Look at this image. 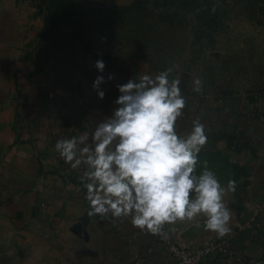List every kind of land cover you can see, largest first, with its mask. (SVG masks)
<instances>
[{
	"label": "crops",
	"instance_id": "obj_1",
	"mask_svg": "<svg viewBox=\"0 0 264 264\" xmlns=\"http://www.w3.org/2000/svg\"><path fill=\"white\" fill-rule=\"evenodd\" d=\"M51 1L0 0V220L44 264H174L159 235L133 227L131 218L82 225L90 207L81 181L84 166L71 169L54 149L58 139L90 131L111 114L117 84L171 65L122 47L111 56L90 57L91 65L81 70L77 54L63 51L64 40L55 50L44 38ZM86 1L126 7L136 0ZM96 59L104 61L103 73ZM110 73L114 79L108 81ZM100 74L106 79L102 100L92 87ZM181 89L187 107L178 131L187 133L200 117L208 141L199 163L216 169L224 186L230 178L237 181L236 191L225 197L233 217L232 232L223 238L234 252L264 260V210L258 231L235 232L264 203V94L196 93L182 83ZM193 223H176L180 241L200 242L189 235Z\"/></svg>",
	"mask_w": 264,
	"mask_h": 264
},
{
	"label": "clouds",
	"instance_id": "obj_2",
	"mask_svg": "<svg viewBox=\"0 0 264 264\" xmlns=\"http://www.w3.org/2000/svg\"><path fill=\"white\" fill-rule=\"evenodd\" d=\"M94 66L99 73L106 67L102 59ZM179 73L174 64L117 84L111 114L90 131L58 139L54 149L71 169L84 166L89 215L131 218L133 227L164 238L166 225L204 217L205 231L223 238L232 232L233 217L225 197L236 191L237 181L230 178L224 186L206 163L197 171L208 135L200 117L187 133L178 131L187 107ZM113 79L110 73L107 80ZM105 82L100 74L92 85L101 100ZM193 83V91L202 92V78Z\"/></svg>",
	"mask_w": 264,
	"mask_h": 264
},
{
	"label": "rangeland",
	"instance_id": "obj_3",
	"mask_svg": "<svg viewBox=\"0 0 264 264\" xmlns=\"http://www.w3.org/2000/svg\"><path fill=\"white\" fill-rule=\"evenodd\" d=\"M153 2L146 0L139 9L125 12L122 17L115 15L109 20L114 22L111 30L118 40L112 50L107 48L105 34H101L102 30L97 25L87 29L84 38L78 39L79 45H73L75 38L71 36L65 39L67 45L62 48L63 51L77 54L81 70H84L91 65L89 60L94 59L90 57L111 56L123 47L130 53L152 56L160 64H178L182 87L188 90H193V82L199 77L203 80L200 93L245 94L248 98L264 94V25L252 20L244 0L231 1L226 24L215 35L212 46H203L195 41L191 13L180 11V21L170 27L162 21ZM95 16L94 12L89 14L90 25ZM172 75L176 76L177 72ZM203 165L204 162L198 163V172L202 171ZM207 167L215 171L222 182L216 169ZM10 232L8 224L0 220V264H44L46 260L28 254L24 242L12 239ZM189 235L196 239L194 241L220 239L214 233L205 231L204 217L194 221Z\"/></svg>",
	"mask_w": 264,
	"mask_h": 264
},
{
	"label": "trees",
	"instance_id": "obj_4",
	"mask_svg": "<svg viewBox=\"0 0 264 264\" xmlns=\"http://www.w3.org/2000/svg\"><path fill=\"white\" fill-rule=\"evenodd\" d=\"M146 0L130 7H96L81 0H52L46 19L44 38L50 48L58 49L63 40L69 36L83 39L90 27L100 26L101 34L110 50L117 44L116 35L111 30L109 21L113 16L122 17L125 12L139 9ZM149 1V0H147ZM233 0H154L153 5L158 10L160 18L170 27H174L181 17L180 11H186L193 16L195 41L203 46H212L215 35L222 31ZM235 1V0H234ZM250 10L252 20L264 25V0H244ZM95 13V20L89 23V14ZM90 25V26H89ZM177 26V25H176Z\"/></svg>",
	"mask_w": 264,
	"mask_h": 264
},
{
	"label": "built area",
	"instance_id": "obj_5",
	"mask_svg": "<svg viewBox=\"0 0 264 264\" xmlns=\"http://www.w3.org/2000/svg\"><path fill=\"white\" fill-rule=\"evenodd\" d=\"M83 101V98H79ZM264 210V203L258 204L252 215L245 221L237 224L236 231L255 230L258 231L262 224L259 220ZM111 223L117 220L108 218ZM164 231L167 237L159 235L160 242L164 249L169 253L174 264H264V260L255 258L247 251L234 252L227 238L210 239L200 242H182L178 236L181 233L179 225L165 226Z\"/></svg>",
	"mask_w": 264,
	"mask_h": 264
},
{
	"label": "water",
	"instance_id": "obj_6",
	"mask_svg": "<svg viewBox=\"0 0 264 264\" xmlns=\"http://www.w3.org/2000/svg\"><path fill=\"white\" fill-rule=\"evenodd\" d=\"M85 3H88V1L86 0H81ZM141 0H136L134 2V4L132 5H137L138 3H140ZM90 5H94V6H99V7H112L114 9H120V7H116V6H108L106 4H102V3H90ZM131 5L129 6H126V7H130ZM91 219H95V220H98V221H101L102 219L98 216V215H89V209L80 217V221H81V224L84 225V226H88L89 222Z\"/></svg>",
	"mask_w": 264,
	"mask_h": 264
}]
</instances>
